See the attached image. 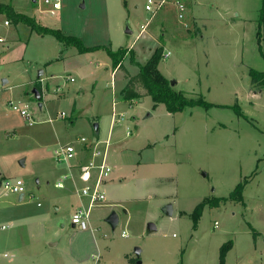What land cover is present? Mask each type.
Instances as JSON below:
<instances>
[{"label": "rangeland", "instance_id": "374dc122", "mask_svg": "<svg viewBox=\"0 0 264 264\" xmlns=\"http://www.w3.org/2000/svg\"><path fill=\"white\" fill-rule=\"evenodd\" d=\"M147 1L60 0L54 10L44 0H0L42 27L100 48L79 54L22 22L3 26L8 19L0 14V169L26 188L22 206L7 208L0 199V222L19 214L17 223H29L23 212L44 213L52 236L34 242L24 226L16 228L23 244L19 261L95 264L94 235L101 240L99 264H128V253L136 263L135 249L141 264H221L220 248L229 242L222 264H264V88L251 81L252 72L264 73L261 0H179L185 6L181 21L176 0H165L155 14L145 11ZM158 47L170 53L157 68L172 90L209 107L170 114L162 104L153 109L150 98H122L126 78L138 73L130 56L143 65ZM105 48L128 50L120 63L126 74ZM113 115L122 118L111 126ZM95 123L99 139L110 138L109 162L117 150L118 171L103 188L105 201L91 209V221L98 223L92 235L71 227L79 203L54 187L67 170L53 152L66 144L79 147L78 138L95 139ZM239 183L242 201L210 207V200L228 198ZM167 204L171 217L162 213ZM113 212L115 229L104 221ZM149 223L156 229L149 231ZM6 234L12 229L0 237ZM51 242L59 244L49 249ZM9 261L0 258V264Z\"/></svg>", "mask_w": 264, "mask_h": 264}, {"label": "built area", "instance_id": "2783aa9c", "mask_svg": "<svg viewBox=\"0 0 264 264\" xmlns=\"http://www.w3.org/2000/svg\"><path fill=\"white\" fill-rule=\"evenodd\" d=\"M165 0L155 3L148 0L145 5V11L155 14L165 4ZM44 4L51 6L54 10L61 8L60 0H44ZM177 11V18L181 21L184 17L185 6L176 0L173 3ZM4 26H8V20L4 21ZM144 32V27L141 28L140 33ZM4 43V39L0 38V44ZM170 55L169 52L163 53L162 57L165 59ZM70 82L74 79L69 78ZM17 110L16 106L12 107ZM20 114L27 117L25 111L21 110ZM63 116V114H61ZM122 116H112V124L119 122ZM79 147L73 144H66L54 150V160L57 165L64 167L67 173L62 175L54 184L57 189H63L67 181L78 179L83 185L77 190L79 197L86 199L88 206L79 205L76 207L71 215V225L81 231L88 228L90 210L103 203L105 200L103 188L109 180L112 172V167L108 163V146L109 140L100 141L98 139L89 140L87 138L76 139ZM0 192L13 195H25L26 188L24 183L19 179H12L3 175L0 171ZM216 223L214 227H216ZM4 230L5 227H0ZM126 233L122 232V236ZM6 255H4L5 257ZM98 260V258L96 259Z\"/></svg>", "mask_w": 264, "mask_h": 264}, {"label": "trees", "instance_id": "16d2710c", "mask_svg": "<svg viewBox=\"0 0 264 264\" xmlns=\"http://www.w3.org/2000/svg\"><path fill=\"white\" fill-rule=\"evenodd\" d=\"M0 14H4L6 18L14 25L18 23H24L31 30H34L38 35L43 36L46 34L54 35L57 40L64 44L65 46H74L77 48L79 54H83L90 51H95L100 49L99 47L88 48L83 46L80 39L75 37H68L61 33L60 30H52L36 24L31 18L26 15L16 13L13 8L9 5H0ZM259 16L261 19L264 18V0H261V6L259 9ZM109 56L112 60V64L114 67H118L119 70L123 71V66L120 64L122 59L128 54L127 49H120L117 52H112L105 48ZM132 53V52H131ZM163 55L162 47H158L153 52L151 58L143 65H139L133 59V56H130L131 63L138 67V73L134 76L126 78V84L122 91V98L130 103L142 97H149L153 102V109H155L158 105H164L166 111L170 114H176L182 112L185 108L195 107V106H203L209 107L202 100H197L195 102L191 100H187L182 94L175 92L172 90L170 82L160 73L157 68V64L160 61ZM124 74L125 70L123 71ZM251 81L252 84L259 85V88H264V73H251ZM40 101V100H39ZM244 190V183H239L230 192L228 198L226 199H216L210 200L208 203L210 207H217L220 203L229 201L240 202L242 201V194ZM203 204L198 205V213L197 217L193 216V229L197 227L198 216L200 215V211ZM255 235V234H254ZM231 243H226L220 248V256L219 260L222 264L224 261V257L226 252L230 249Z\"/></svg>", "mask_w": 264, "mask_h": 264}, {"label": "crops", "instance_id": "0c3cea01", "mask_svg": "<svg viewBox=\"0 0 264 264\" xmlns=\"http://www.w3.org/2000/svg\"><path fill=\"white\" fill-rule=\"evenodd\" d=\"M0 5H8V4L0 2ZM16 13H18V12H16ZM4 21H5V18H4ZM4 21H3V23H4ZM8 22H9V25L5 26V27H9L12 24L9 20H8ZM3 26H4V24H3ZM118 70H119V68H118ZM112 74H113V72H112ZM41 75H42V73L40 74V76L37 77V79H41ZM6 83H8V81L7 80H3V84H6ZM142 98H149V97H142ZM111 126H112V116H111ZM92 128H93V126H92ZM93 132H94V135H95V139H98L100 141H104V140L99 139V136H98L99 132H100L99 131V127L97 128V131H95L94 128H93ZM106 140H109L108 163L112 167V172L110 174L109 180L105 184V186L107 187L114 179V177L112 175L114 170H116V172L118 171V166H117L118 164L115 163V156L117 155L116 148L114 149V151H112L113 160H112V157H110V162H109V152H110V146H111L109 136L105 139V141ZM0 171L3 174V170L0 169ZM82 185L83 184L78 179H74L73 181H67L65 183V187L63 189H60V190H66L67 193H70L72 195L73 194L76 195V198L78 199L76 201L79 203L76 207H78L79 205H83L84 206L87 203L86 199H83V198L79 197V195L77 193V190ZM25 195H22V196L20 195L19 196V195L2 193L0 195V199L2 198V200H3V201H1V204L9 206L7 208L14 207V206H19V205L22 206L24 204V201H25ZM29 195H30L31 199H34V198L37 199L36 194L34 192H30ZM41 207H42L41 204L39 202H37L36 203V208L40 209ZM96 207H98V206H96ZM22 215L24 217V218H22V220H26L27 219L29 221V223H17L20 220L19 219L20 217H17V218H15V217L19 216V214H16L13 217L9 216V219H8L9 221L8 222H0V227H5L4 230L0 229V233L5 231V230H11L12 229V234L11 235L6 234V235H3V236L0 237V254L3 253V254H1L0 258L3 259V260H10L8 264H27V262H25V261H21V260L19 261L18 260L19 252H20L18 247H19V245H23V244L21 242H19V241L18 242L16 241V236H15V234H16L15 229L16 228H21L22 226H24L25 229H26V234L34 242L35 241H44L45 239H47V241H51L52 240V236L50 235V233H48L46 231V228H45V225H47V223H45L46 221L44 220V216H45L44 213L35 212L34 214L27 215V213L23 212ZM108 216L104 220L106 224H107L106 219L108 218ZM0 220L2 221L1 218H0ZM97 225H98V223H93V221H91V210H90L89 223H88V228L87 229H90L92 235L95 233ZM71 227H73V226L71 225ZM87 229L84 230V231H87ZM125 236H122V233H121V237H125ZM99 241H101V240H98V239L95 240V237L93 235V241L92 242L94 243V246L97 247V251H98L97 252L98 260H96L95 264H99L100 260L102 259V255L100 253V251H101L100 246L101 245H100ZM58 244H59V242H55V243L51 242V243L48 244V247H49V249H54L55 247L58 246ZM107 248H108L107 245L104 246L105 250H107ZM4 255H6V256L4 257ZM95 255H96L95 253L90 254L91 257L95 256ZM90 256H89V258H90ZM124 257H125V261H128V264H136L134 262V260H133L134 258L131 257L129 253L125 254ZM136 260H138V259L136 258ZM79 261L81 262V260H79Z\"/></svg>", "mask_w": 264, "mask_h": 264}, {"label": "water", "instance_id": "95a60500", "mask_svg": "<svg viewBox=\"0 0 264 264\" xmlns=\"http://www.w3.org/2000/svg\"><path fill=\"white\" fill-rule=\"evenodd\" d=\"M35 1V0H33ZM127 34H130L131 32L129 30H127L126 32ZM171 85V84H170ZM172 86V85H171ZM33 96L35 98V100H37L39 102L40 98H41V95L40 93L37 91V89H34L33 90ZM39 107H41V104L39 103ZM98 125L97 124H94L93 125V128L95 131H97V127ZM21 165H23V162H21ZM162 213L167 216V217H171L173 215V209H172V205L171 204H167L165 206L162 207ZM106 222L107 224L112 228L114 229L117 224H118V216L116 213H111L108 218L106 219ZM155 226L151 223L148 224V230L149 231H153L155 230ZM134 254L136 256V258L138 259L139 258V255H140V249H135L134 250ZM136 264H141V262L139 260H137Z\"/></svg>", "mask_w": 264, "mask_h": 264}]
</instances>
